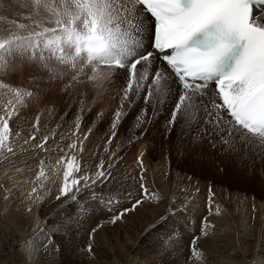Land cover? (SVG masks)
<instances>
[{
  "label": "snow or ice",
  "instance_id": "6c2138e0",
  "mask_svg": "<svg viewBox=\"0 0 264 264\" xmlns=\"http://www.w3.org/2000/svg\"><path fill=\"white\" fill-rule=\"evenodd\" d=\"M26 7L35 10L26 17L33 27L26 34L9 31L0 35V68L15 71L17 66L27 64L46 73L50 81L67 79L65 88L74 83L102 86L120 70L124 76L120 107L124 101L133 108L138 102L143 104L136 127L145 123L149 106L155 114L168 105L166 132L181 124L194 142L207 140L211 147H221L226 153L240 154L243 150L245 156L264 159V0H29ZM0 89H6L12 97L0 105V168L12 181L11 186L0 183L7 201L20 184L8 176L7 170L14 169L16 174L30 171L31 154L35 150L47 153L49 136L37 141L39 115L32 125L34 131L21 134L20 112L35 97L34 91L3 82ZM121 116L120 110L114 113L105 141L106 159L101 157L92 170L82 167L75 154L84 152V141L91 134L89 129L80 139L81 116L77 115L67 152L56 160L58 168L51 176L46 175L44 161L40 160L36 173L39 183L25 194V212L31 213L32 205L43 199L39 190L45 180L58 183L57 200L71 197L75 202L79 195L90 196L110 213L106 219L112 225L145 202L162 203L164 198L146 179L143 150L134 160L139 174L131 177L137 185L136 196L132 197L131 186L121 185L125 177L118 169L123 154L119 146L110 148ZM209 193L208 212L220 215L219 206L213 207L210 186ZM178 203L173 198L152 228L163 227L177 211ZM78 207L86 210L90 205ZM256 212L253 206L252 220ZM43 223L44 228L37 224L34 229L44 236L43 240L34 235L17 245L20 264H36L41 250L47 253L49 242L62 230L54 226L52 234L47 235L48 222ZM101 227L103 224L97 223L89 230L88 243L82 249L90 257L95 256L93 240ZM214 229L204 216L197 234L191 237L190 253L197 260L203 259L204 264L209 262L197 241L213 236ZM175 243L170 234L160 241L154 255L164 254ZM54 246L59 250V245ZM239 251V264H264V246L257 249L243 245Z\"/></svg>",
  "mask_w": 264,
  "mask_h": 264
},
{
  "label": "rangeland",
  "instance_id": "374dc122",
  "mask_svg": "<svg viewBox=\"0 0 264 264\" xmlns=\"http://www.w3.org/2000/svg\"><path fill=\"white\" fill-rule=\"evenodd\" d=\"M28 2L29 0H0V35H4L9 31L26 34L27 31L31 30L33 27L32 21L26 19V17L32 15L35 10H30L26 7ZM33 18L35 17L33 16ZM20 24H24L27 27L20 29L18 27ZM0 82L36 93L28 106L21 109L19 119V123L23 129L21 134L27 135L34 131L33 127L24 124L23 121L31 120L34 124L36 116L39 115L41 127H39V132L37 133V141L42 140L43 136L48 135L49 142L46 145V148L49 149L48 152L53 151V149H65L67 152V144L71 142L69 137L77 123L74 118L80 115L81 120L79 123L81 126L78 133L80 139H83L84 134L88 133L89 129H91V134L84 141L85 150L82 154L88 155V152L93 151L94 153L96 151L95 154L99 155H97L98 158L104 156L103 158L106 159L104 148L106 147L105 141L110 132V122L114 118V113L120 110L122 112L120 124L116 130V138L112 141L110 148L115 150L119 146V151L123 154V160L120 162L118 169L119 173L125 177L121 181V185L124 187L131 186L132 197L136 196L135 189L137 185L131 177L138 176L139 174V168L134 163V160L140 151L143 150L145 152L143 157L144 165L147 169L145 176L149 185L151 184V187L156 188L160 194L162 193L161 196H170V194L163 193L166 187H171L170 185L165 186L166 180H169L170 184H173V191L172 189L170 190L172 192L171 195L176 197L181 196V200L185 203L187 202V207L184 205V211L177 208L175 214L169 216L163 227L153 229L152 225L147 226V228L143 226L148 225L151 216L156 215V205L164 206V210L161 213L168 210V206H166L168 203L165 202V199H170L169 196L163 199L161 204L155 201L145 202L137 211L128 213L122 222L112 225L106 219L110 213L92 200L90 196L79 195L78 200L75 202L71 197H67V199L69 198L68 201H65L66 198L63 197V203H56L57 195L52 192L58 188V183L53 184L51 180H45L44 188L39 190L43 199L37 201L39 203H36H46L47 201L45 200L48 197H52L54 202L58 204L57 208L49 212V221L54 222L56 218H65L67 216L69 218L73 216V219L75 217L74 220L76 221L72 222L73 225L71 223L72 227H69L75 233V235L72 233L69 235L71 239L68 244L69 247H75L73 243L84 247L86 245L85 242L88 243L89 230L97 223H100L103 224V227L95 234L94 245H96V241L99 238H103L111 248L122 244L127 246L129 239H126L125 235L140 232L137 252L132 254H136L135 262L137 263L150 264L151 261L155 260L154 262H159V264H186V261L187 264H204L203 259L197 260L190 253L191 237L197 234L200 220L204 216H207L211 223L215 225V234L210 238L201 237L197 241V246L202 249V256L210 261L209 263L217 261L216 258H218V255L212 252V241H227L229 238L228 234L222 232L219 227L223 224L222 218L224 217H232L239 223V234L234 239L237 245L241 243L242 246L251 245L257 249L264 246V159L253 157L251 154L245 156L243 150L240 154H229L224 152L221 147H211L207 140H204L202 143L194 142L192 137L189 136L188 131L181 124H177L170 133L166 132L168 105H164L155 114H153L152 108L149 106L145 123L136 127V117L143 104L138 102L136 107L133 108L128 101H124L123 108L120 107L121 89L124 83V76L121 71H117L110 81H104L102 86L74 83L71 87L65 88V84L68 82L67 79L50 81L46 73L24 64L22 67L17 66L15 71L11 68L6 71L0 68ZM10 99L12 97L7 94V90L0 89V105H3ZM81 109L82 112L80 111ZM97 113H102V115L98 116ZM57 125H60V127H57ZM141 132H145V134L141 135ZM194 135L195 131L193 130L192 136ZM130 141L134 143H130ZM41 159L46 163L44 167L46 175L51 176L52 171L56 170L54 159L49 155H45L37 157L35 160L40 161ZM98 163L95 162L90 167H85L94 170L95 165ZM39 170L31 168L30 171L26 170L20 174L23 175L20 178L23 179L26 192L39 183L36 181V173ZM1 173L2 169L0 170V178ZM189 177L191 178L190 180L188 179ZM209 186L214 193L212 199L216 202L213 207H221V216L216 215L214 212L212 214L208 212ZM110 187L111 185H109ZM197 188L199 191H196ZM181 189L184 191H181ZM96 191L100 192L101 189L97 188ZM107 191L108 188H105L104 193L107 194ZM16 193L18 195L16 201L3 203L9 209L25 212L28 202L23 201V196L18 191ZM181 200H179V204ZM130 202V200L127 201L128 204ZM63 204L68 206L64 207ZM78 205H90V207L86 211L78 207ZM253 206L257 208L255 220L251 219ZM193 208L194 210H192ZM36 209L38 211L35 214L38 216L42 213L43 209L39 210V207ZM6 212L9 211L6 210ZM202 213L205 214L203 215ZM81 217H84V219H81ZM81 220L85 223H80ZM75 225H80V227L75 228ZM48 227L53 228V224L48 223L47 230ZM221 227L224 228L222 225ZM170 234L173 240H176V244L173 245L175 248L172 246L163 255L153 256V254L152 256L155 259L144 255V253H156L161 246L160 241ZM34 235L39 240L44 239V236L39 233H35ZM77 237L80 238V241L73 240V238L78 239ZM177 239L182 242H179ZM130 244L131 242H129L128 246H132ZM50 246L49 248H51ZM48 251L46 253L47 257H45L47 260L50 256ZM79 255L85 259L83 261L84 264L90 263L88 261L90 256L87 253L85 256L80 253L78 255L75 254V258L77 259ZM214 258L215 260L213 261ZM13 261L15 262L14 258Z\"/></svg>",
  "mask_w": 264,
  "mask_h": 264
},
{
  "label": "bare ground",
  "instance_id": "6f19581e",
  "mask_svg": "<svg viewBox=\"0 0 264 264\" xmlns=\"http://www.w3.org/2000/svg\"><path fill=\"white\" fill-rule=\"evenodd\" d=\"M23 123L28 124L31 127L33 125V121L31 122V120L23 121ZM39 127H41L40 124H39ZM95 152L93 153V151H90V152H88V155H83L82 153H75V154L77 155V158L80 161L82 166H84V167L89 166L90 167L91 165L95 164V162H99V160H100V158L97 157L98 154H95ZM65 154H66V151L61 152L60 149H53V151H50L48 153L41 152L39 150H35L31 154V158L28 160V165H32V166H29L30 169L31 168L40 169V167H41L40 161H36L35 159L37 157H43L45 155H49L52 159H54V161H55L54 163L56 166V160L62 156H65ZM72 154H74V153L68 152V155H72ZM43 166L45 167L46 163H44ZM56 168H58V166H56ZM1 169H2V173H1L0 183L4 184L5 186H11L12 181L9 180L8 177L5 175V169L0 168V170ZM7 172H8V176H12L16 181H20V184L13 191L11 198L7 201H5L3 199V193L0 192V195H1L0 196V264H19L20 253L16 249L17 245L20 244L21 240H23L27 237H33L34 236V234H35L34 229H35L37 224H40L41 228H44V226H45L43 223L44 221H47L48 223H52L53 228H54V226H59L62 230L56 232L54 240L49 242V245H51L50 246L51 248H48L49 249L48 252L50 253V256L48 257L49 259L47 260V258H45V257H47V254L43 250H41L40 254L37 257L36 264H84L83 261H85V259L81 258L80 255H79V257H77L78 260L75 258V254L78 255V253L84 254V256H85L86 252L82 251V249L84 247H80V244H79V246H77V245H75V243H73L75 247H69L68 246V244L71 241L70 236H69L70 233L75 235L74 231H72V229L71 230L69 229V227H72L71 223L72 222L74 223L76 221V220H74L75 217L73 219L72 218L73 216H71V218H69L67 216L65 218H56L54 220V222L49 221V219H50L49 212L53 211L55 208L58 207V204H56V203H63V200H62L63 197H61V199H59V200H56V203L54 202V199L52 197H48L45 200V201H47L46 203L42 202L41 204H37V203H39V202H37V203L32 205V212L31 213H27V212L15 210V209H9L8 207H6L4 205L3 202L16 201L18 199V195H17L16 191H18L23 196V201H26L24 197H25V194L27 192L24 189L25 184L23 183V179L20 178L23 175L16 174L15 171L12 169H8ZM166 181L167 182H166L165 186L170 185L171 187L170 188H169V186L166 187V189L164 190L165 192L163 191V193L170 194V196L168 195L170 199H165L168 196L163 195L162 197L165 199V202L168 203L166 206H168V208H169L173 198L179 202V200H181L182 197L181 196H177V197L172 196L171 195L172 192L170 190L173 188L172 187L173 184L171 185L169 180H166ZM162 182H164V181H162ZM162 186H163V184H162ZM172 191H173V189H172ZM52 193L58 195V188ZM178 193H179V191H178ZM178 193H177V195H178ZM161 195H162V193H161ZM68 199L66 198L65 201H68ZM181 201H180V204L179 203L177 204V208L180 209L181 211H184V209L181 207V205L186 206L187 202L185 203L183 200H181ZM214 203H216V202H214ZM63 205H64V207L68 206L66 204H63ZM36 206L39 207V210L43 209L42 213H40L38 216L35 214L38 211V209H36L37 208ZM163 207H164L163 205L162 206H158V205L155 206L156 215L151 216V214H149V216H151L150 222L148 225L143 226L144 228H147V226L153 225L154 222H157L159 214L161 213L162 210H164ZM194 207H195V204H194ZM191 208H192V206H191ZM199 208H200V206H199ZM6 210H8L9 212H6ZM186 210H187V208H186ZM192 210H194V208ZM191 213H192V211H191ZM222 213L224 214V212H222ZM186 214H187V212H186ZM202 214L204 215L205 213H202ZM197 216H198V214H197ZM222 222H223V224H221V225L224 226V228H222L221 225L219 227L222 230V232H224L225 234H228L229 238L227 241L226 240H221V241L220 240H213L212 241V252L217 254L218 258H216L217 261L211 262L209 264H239V260H240L239 248H240V246H242V244L239 243L237 245L236 241L234 240L235 237H238V234H239V230H238L239 223L236 222L232 217H229V218L224 217V218H222ZM73 223H72V225H73ZM80 223L84 224L85 222L83 220H81ZM183 223H185V222H183ZM79 227H80V225L76 226L75 228H79ZM53 228L48 227V230H46V234L51 235ZM82 228H84V227H82ZM8 230H9V232H8ZM139 234H140V232L139 233L135 232L134 234L128 233L125 235V238L129 239V242H131L130 245H132V246H128V244H129V242H128L127 246L125 244H122V245L117 246L115 248H111L110 245L107 244V242L103 238H99V240L96 241L97 242L96 245H94L95 246V256L90 257L88 259V261L90 262L88 264H142V263L135 262V260H136L135 255L136 254L132 255L133 253L137 252ZM249 234L251 235V232ZM251 237H252V235H251ZM79 239L80 238H78V239L73 238L74 241H80ZM252 239H253V237H252ZM178 241L180 242L181 240H178ZM85 243L87 244V242H85ZM54 245H59V250H57ZM233 248H235L237 250L232 251ZM153 254H154V252H151L150 254L144 253V255L148 256L149 258L155 259L153 257L155 255H153ZM13 258L15 259V262L13 261ZM214 260H215V258L213 259V261ZM46 261H48V262H46ZM154 261H151L150 264H154L155 263ZM208 262H210V261H208Z\"/></svg>",
  "mask_w": 264,
  "mask_h": 264
}]
</instances>
